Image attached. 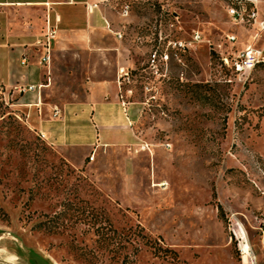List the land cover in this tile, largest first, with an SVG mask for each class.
Segmentation results:
<instances>
[{
  "label": "rangeland",
  "instance_id": "obj_1",
  "mask_svg": "<svg viewBox=\"0 0 264 264\" xmlns=\"http://www.w3.org/2000/svg\"><path fill=\"white\" fill-rule=\"evenodd\" d=\"M105 4L136 170L75 167L27 124V82L1 84L0 264H264V0Z\"/></svg>",
  "mask_w": 264,
  "mask_h": 264
},
{
  "label": "crops",
  "instance_id": "obj_2",
  "mask_svg": "<svg viewBox=\"0 0 264 264\" xmlns=\"http://www.w3.org/2000/svg\"><path fill=\"white\" fill-rule=\"evenodd\" d=\"M106 1L0 0V85H40L27 92V124L75 167L115 159L129 177L140 158L128 152L139 138L121 101L132 61ZM49 26L56 37L43 64Z\"/></svg>",
  "mask_w": 264,
  "mask_h": 264
},
{
  "label": "built area",
  "instance_id": "obj_3",
  "mask_svg": "<svg viewBox=\"0 0 264 264\" xmlns=\"http://www.w3.org/2000/svg\"><path fill=\"white\" fill-rule=\"evenodd\" d=\"M245 11H246V9L239 10L237 8H231L229 10L230 15L232 16V18H234L235 21L243 20L244 19V15H245ZM128 14H129V10L126 7L125 10L123 11V16H128ZM249 17H250V19H253L255 17V15L253 14L252 16H249ZM55 37H56L55 28L49 26L48 29H47L46 36H45V40L43 42V46L45 48V55H44V57L42 59V63L43 64H47L51 60V41L53 39H55ZM119 38H121L120 35H119ZM249 51L250 50H248L246 52V54L248 55L249 58H251V56H249ZM253 52H254V54L252 55L251 59H253L254 56L257 54L254 50H253ZM22 63L23 64L27 63L26 58H23V62ZM259 63H261V62L258 60V64ZM122 73H123V79L125 78V79L128 80L129 79L128 72H123L122 71ZM40 87H41L40 85H29V86H25L23 88V91H25V92L39 91ZM142 149H144V148H142Z\"/></svg>",
  "mask_w": 264,
  "mask_h": 264
},
{
  "label": "bare ground",
  "instance_id": "obj_4",
  "mask_svg": "<svg viewBox=\"0 0 264 264\" xmlns=\"http://www.w3.org/2000/svg\"><path fill=\"white\" fill-rule=\"evenodd\" d=\"M254 54L253 50L249 51V56L252 57V55ZM1 251V250H0ZM3 252V251H2ZM3 264H17L16 263V257L15 256H9L7 257V259L4 261Z\"/></svg>",
  "mask_w": 264,
  "mask_h": 264
}]
</instances>
